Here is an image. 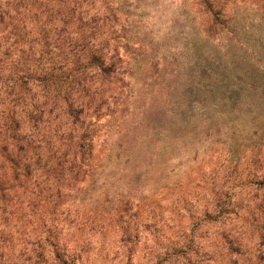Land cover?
Instances as JSON below:
<instances>
[{"label": "trees", "instance_id": "16d2710c", "mask_svg": "<svg viewBox=\"0 0 264 264\" xmlns=\"http://www.w3.org/2000/svg\"><path fill=\"white\" fill-rule=\"evenodd\" d=\"M201 3L207 10L201 25L211 31L220 12L209 9L213 0ZM122 5L0 0V264H93L90 241L108 233L118 244L116 264H264L262 129L239 138L230 128L209 142L220 148H211L217 152L211 182L194 187L201 202L187 190L200 168L165 192L169 208L185 220V232L174 239L149 232L154 211L163 214L162 199L137 202L131 219L130 194L103 188L94 195L105 186L102 159L127 149L106 131L97 148L95 129L114 117L110 102L118 105L121 92L130 91L123 78L132 76L142 48L128 36L137 2L133 9ZM115 129L126 138L124 125ZM112 198L116 204L105 210ZM140 246L148 252L134 262Z\"/></svg>", "mask_w": 264, "mask_h": 264}, {"label": "rangeland", "instance_id": "374dc122", "mask_svg": "<svg viewBox=\"0 0 264 264\" xmlns=\"http://www.w3.org/2000/svg\"><path fill=\"white\" fill-rule=\"evenodd\" d=\"M121 1L122 7L134 3ZM136 2L138 12L130 18L128 36L136 43L134 48L139 44L142 48L132 76L123 78L130 91L121 92L118 105L110 102L114 117L101 120L95 129L97 148L106 131L111 141L122 140L127 149L118 159L114 153L102 159V173H98L105 186L94 195L104 189L130 194L132 209L127 217L131 219L137 202L147 206V198L151 204L162 199L163 214L154 211L156 228L149 232L174 239L185 232V220L169 208L171 200L165 192L177 190L185 172L200 168L187 190L201 202V190L194 187L211 182L217 161L213 149L220 148L209 142L224 139L230 128L239 138L249 136L254 128L264 132V0H213L209 9L220 15L211 31L201 25L206 10L202 0ZM205 111L210 113L202 116ZM118 124L124 125L126 138L115 134ZM139 127L146 129L139 132ZM115 199L105 210L116 204ZM194 206L191 211L196 212ZM149 213L152 216L153 211ZM143 218L152 224L151 217L144 214ZM213 232L208 228L207 238ZM89 245L93 264H116L111 259L118 244L111 233L103 238L95 235ZM147 252L137 247L132 260H141Z\"/></svg>", "mask_w": 264, "mask_h": 264}]
</instances>
